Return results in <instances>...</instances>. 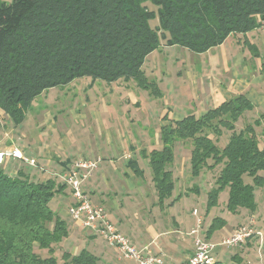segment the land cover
Returning <instances> with one entry per match:
<instances>
[{
    "label": "trees",
    "instance_id": "16d2710c",
    "mask_svg": "<svg viewBox=\"0 0 264 264\" xmlns=\"http://www.w3.org/2000/svg\"><path fill=\"white\" fill-rule=\"evenodd\" d=\"M149 2L157 10L150 9ZM155 18L158 24L152 27L149 21ZM263 24L264 0H0V110L17 124L43 91L83 76L106 82L132 79L158 96L156 83L148 80L142 66L162 43L201 53L230 34H246ZM247 44L253 51L254 46ZM251 108L248 98L237 94L198 116L162 118L160 148L140 151L148 159L160 206L175 187L170 169L174 143L188 140L192 177L221 165L207 191L206 210L216 206L219 193L227 189L229 212L255 211V190L264 184L259 174L264 171V147L252 125L238 131L235 126ZM224 130L230 134L219 147L217 138ZM127 165L142 176L135 157ZM66 187L52 177L34 180L22 169L12 175L0 165V264H57L53 244L68 236V226L49 202ZM224 225L222 218L213 217L205 237ZM35 246L48 255L41 257ZM62 257V264L98 261L86 248ZM213 264L226 263L216 259Z\"/></svg>",
    "mask_w": 264,
    "mask_h": 264
},
{
    "label": "rangeland",
    "instance_id": "374dc122",
    "mask_svg": "<svg viewBox=\"0 0 264 264\" xmlns=\"http://www.w3.org/2000/svg\"><path fill=\"white\" fill-rule=\"evenodd\" d=\"M1 1L10 2L11 0ZM146 4L150 9L157 10V7L150 2ZM149 23L152 27H155L158 20L155 18L150 20ZM262 30L264 31V27ZM258 31L252 30L247 36L241 33L230 34L223 41L222 46L229 53L231 49L234 51V47L237 45L236 42H250L249 40H251L258 45L257 42H264V40H257L256 33ZM209 50L196 53L185 47L178 45L166 46L162 43L160 47L149 53L145 58L142 69L148 80L156 83L160 91L158 96L151 94L147 89L139 87L132 79L124 80L120 78L112 82L97 79L96 84L89 86L92 79L89 76H83L75 78L66 85L43 91L33 99L25 118L17 124L8 119L4 112L0 110V136L10 137L14 140V145L20 149L24 147L25 150L23 159L16 162L12 160V164L7 165L5 171L14 174L18 169L25 172L30 169L29 172L36 174L35 180L52 177L56 179V182H59L60 178L57 172L64 169H60L55 163L51 162L43 164L45 163L41 160L43 149L47 147L51 152L56 151V145H63L64 137L61 134L67 132L72 139H76L77 146L78 143H83L86 146L85 150H88V148L95 150V132L99 131L96 128L97 126H113L120 131L121 135L124 134L123 137L125 136L128 139L127 144L125 143L126 148L122 149L123 151L121 150L122 155L125 156L123 159L129 157V145L137 148H160L159 125L163 122L161 118L168 107H188L192 110L190 101H193L194 114L199 113V103L192 97L191 92L196 90L200 84V79L196 77L197 72H208L205 70V60H208L210 56ZM181 89H185V92L181 93ZM184 93H187L186 96H183ZM165 108L166 110H164ZM258 114L254 115L253 110L245 111L235 123L236 130H241L247 123H252L254 116L257 117ZM250 115L254 116L250 117ZM255 127L262 147L264 132L261 131V127ZM152 129L154 135L150 138L147 136L146 130ZM229 134V131L224 130L223 134L217 138L219 147L224 146ZM35 147L39 149V153L38 149L34 150ZM190 149L191 144L188 140H179L174 143L171 173L176 188L174 187L171 197L165 199L161 206L158 204L148 162L142 157H138L142 176L137 177L129 170V176L126 177L118 175L114 171L107 175L109 181L107 183L102 181L99 187L105 190L107 184L112 186L111 190L117 193V197L110 194L112 196L111 201L116 202L120 207L113 214L114 217L119 212L120 216H128L134 222V225L138 226L140 225L139 219L137 220L139 217H137L138 211L142 208L151 210L150 214H143L146 215V218L156 221L155 227L158 232L165 233L163 237L158 239L159 243L165 241L166 238H172V235L167 234L165 218L162 215L164 209L170 211V216L167 217L169 225H173L170 218L174 217L177 223L176 229H179L182 234L189 233L195 224V217L191 215L192 209H196L198 215L201 216L204 231L213 217L222 218L225 225L215 230L209 238H206L212 243H219L222 238L230 235L236 227L253 221V230L260 231V236L254 234L252 239H248L239 246L225 247L217 245L215 248L220 249L221 261L226 264H231L227 257H229V254H233V251L228 254L227 248L240 249L241 247L247 254L249 262L254 264L260 261L264 262V184L255 190L257 207L253 212L244 208L239 209L235 214L229 212L226 209L227 189L219 193L217 205L207 211L205 207L207 191L214 185L221 165L216 166L214 169L204 168L199 176L192 177L190 163L187 160L188 155L190 157ZM32 158L35 162L33 164L28 163V160ZM79 158H88V154L85 157L80 155ZM208 162L211 163V160H208ZM2 163L3 160L0 164ZM259 174L264 176V171L259 172ZM140 180L139 191L137 188H131ZM244 181L251 183V178L244 176ZM68 189H66V192H68ZM124 189L130 196H123ZM178 192L181 196H178ZM147 193L148 196L146 197ZM69 201H72V198H68L64 194H56L49 202L50 208L64 219L68 226V236L61 242L53 244V255L57 259V264L63 263L62 255L64 252L74 255L82 248L93 246L94 243L98 244L100 250L103 249V246H106L100 236H97L94 241L89 239L83 227L77 226L72 218L63 214L62 209ZM162 206L164 209H160ZM110 221L113 223L112 219ZM100 250L99 252H101ZM34 251L41 257L48 255L46 249H40L37 246L34 247ZM96 264H103V262L98 260Z\"/></svg>",
    "mask_w": 264,
    "mask_h": 264
},
{
    "label": "crops",
    "instance_id": "0c3cea01",
    "mask_svg": "<svg viewBox=\"0 0 264 264\" xmlns=\"http://www.w3.org/2000/svg\"><path fill=\"white\" fill-rule=\"evenodd\" d=\"M263 27L264 24L256 29H253V31L259 30L256 33L257 40H264V31L262 30ZM249 32H247L245 35L247 36ZM249 41L250 42H246V43L236 42L237 45L234 47L235 48L234 51H232L233 49H231L229 53H227V49L224 46H222L223 42L220 45H217L213 47L211 50H209L208 53H210V56L208 57V60L207 59L205 60L206 63L205 70H207L208 72L207 73L202 71L197 72L198 75L196 77L200 79V84L198 85L196 90L191 92L192 97L199 103L200 111L198 114H194L195 108H193L194 107L192 103L193 101H190L192 110H190V108L188 107H182V108L168 107L167 108L168 110H166V108L164 109L166 111L164 112L162 118L165 115L172 120L180 119L188 114H194L198 116L201 113L205 112L206 110L219 105L221 102L234 95L244 94L248 98V100L252 103V108L248 110H253L254 115H257L258 112H260L257 117L254 115H250V117L254 116V120L252 123H247V124L252 125L256 137L257 134H256L255 126L261 127V131L264 132V121L263 119H261V114L264 113V71L262 70V63L264 62V42H257L258 43L257 45L256 42H252L251 40ZM247 43L254 46L253 51L248 47ZM95 81L96 80L94 81L91 80L89 86L96 84ZM183 92H185V89H181V93ZM186 94L187 93H184L183 96H186ZM255 120H259V123H255ZM163 123L164 121L160 123L159 128ZM96 128L99 131L97 132L98 135L95 132L96 134L94 137V141H95L94 145L96 148L95 150H93L92 148H88V150L87 149L85 150L86 146L83 143L81 144L78 143L77 146L76 139L74 138L72 139L69 133L64 132V134L63 133L61 134L64 137L63 145L61 146L56 145V151L51 152V150L47 149V147L43 149L44 154L42 153L41 155L42 156L41 160L45 162L43 164H46V162L55 163L60 169H64L63 171L61 170V172H64L68 169V167L71 164H73L78 159H91L97 161L96 169L92 172L91 176L84 182L83 185L85 192L88 194L92 202L103 205L106 209L109 218L113 220V223L116 225L118 230L121 231L125 236H127L137 247L146 246L151 251L154 250L152 252L162 253L172 262V264H185L187 262L188 257L192 253V245H193L192 237L188 232L186 234H182L181 231L179 232V229H176L177 223L175 222L174 217L170 218L173 225L172 226L169 225V220L167 218L170 216L169 210L165 211L163 206L161 208L159 207L160 209H164L162 215L163 218H165V223L168 230L167 234L172 235V238L171 239L166 238L165 241L159 243L158 239L160 237H163L165 233L158 232L157 228L155 227L156 221L154 219L151 220L148 217L146 218V215H144L148 213L150 214L151 210L142 208L140 211H138L137 217L138 216L139 217L137 218V220L139 219L138 221H140V225L138 226H135L134 222L128 216H120L119 212L118 215H115L114 217L113 214L117 210H119L120 207L116 202L111 201L112 196L110 194H113L114 197H117V193L111 190L112 186L110 185L106 184L105 190L99 187L102 181L105 183L109 181L107 175H109L113 171L118 175H122L124 177L129 176L128 174L129 171L131 170L127 165L128 159L135 157L139 166L138 157H142L140 155V151L142 149L149 151L153 147L137 148L132 145H129V150H130V154L128 155L129 157L123 159V157L125 156L122 155L121 150L126 148V144L128 140L125 136L123 137L124 134L121 135L120 131L113 126H104V127L97 126ZM146 131L148 137L151 138L154 135L153 129ZM2 136H0V151H10L13 148L20 149L18 146L14 145L13 139H11L10 137L4 138V136L3 137ZM135 137H137V135H135ZM158 139L160 142L159 135H158ZM257 139L259 141L258 137ZM262 147H264V144ZM37 149L38 148L36 147L34 148V150ZM20 151L23 155L25 152L24 147L20 149ZM38 153H39V149H38ZM85 154L86 155L88 154V158H79L80 155H84L85 157L86 156ZM142 158L148 162L147 158L144 157ZM187 158H188L187 160L189 161V155ZM12 160L13 162H16L19 159L12 156H8V157L6 156L3 158V163L0 165H2L6 169L7 165L12 164L11 163ZM13 165L15 164L13 163ZM29 170L27 173L32 179L35 180L36 174L34 172L33 173L29 172ZM61 172L59 170V172L57 173H61ZM10 174L13 175V173ZM140 183L141 180L137 184L132 185L131 188L133 189L137 188V190L139 191ZM66 189H68V187L64 188V190L59 194H64L68 198H71L69 189L68 192H66ZM177 194H180V192H178ZM123 196H130V194L127 193V191L124 189ZM147 196L148 193L146 194V197ZM58 200L60 199L58 198ZM70 202L71 201H69V203ZM67 205H64L65 208L63 207L64 209H62V212L64 215L70 217L66 211ZM191 215H192V211H191ZM75 224L78 226L76 222ZM85 233L87 237L93 241L95 240V238H97L95 234H92L86 230ZM105 245L106 246H103L102 250H100L98 244L95 243L91 247L87 246L86 249L89 250L92 254H94L99 261L103 262V264L132 263L131 261L121 259L116 248L109 246L106 243ZM227 249H228V254L231 251H233V254H229V257H227L230 260L231 264H247V261H249V258L247 259L246 256L247 254H245V251L243 250L242 247L240 249L231 248L233 250H231L230 248ZM99 250L101 252H99ZM214 257L215 260L216 259L221 260L219 248L215 249Z\"/></svg>",
    "mask_w": 264,
    "mask_h": 264
},
{
    "label": "built area",
    "instance_id": "2783aa9c",
    "mask_svg": "<svg viewBox=\"0 0 264 264\" xmlns=\"http://www.w3.org/2000/svg\"><path fill=\"white\" fill-rule=\"evenodd\" d=\"M6 156L23 159V155L18 148H13L10 151H0V163ZM34 162L33 158L28 160L30 164ZM96 167L97 161L95 160L78 159L66 171L57 174L70 190L72 201L66 206L67 214L86 231L100 236L107 245L116 248L120 258L131 261V264H172L162 253L152 252L146 246L137 247L110 221L105 207L92 202L83 185ZM192 215L195 217V224L189 231L193 243L192 253L185 264H213L217 245L235 247L248 239H252L254 234L261 235L260 231L253 230V221H250V224L236 227L230 235L222 238L219 243H212L205 237V231L202 229V218L198 215L196 209L192 210ZM247 264L254 263L247 261ZM256 264H264V262L260 261Z\"/></svg>",
    "mask_w": 264,
    "mask_h": 264
}]
</instances>
